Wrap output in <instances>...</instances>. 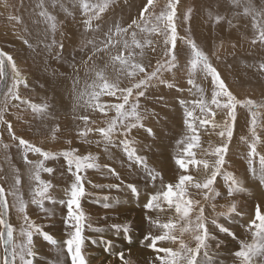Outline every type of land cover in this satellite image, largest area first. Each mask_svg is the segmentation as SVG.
I'll return each instance as SVG.
<instances>
[{
    "label": "rangeland",
    "instance_id": "rangeland-1",
    "mask_svg": "<svg viewBox=\"0 0 264 264\" xmlns=\"http://www.w3.org/2000/svg\"><path fill=\"white\" fill-rule=\"evenodd\" d=\"M40 2L41 0H0V49L13 57L21 74L26 78L28 87L25 88L20 85L18 89L21 97L35 104L47 102L51 107L48 110V117L33 114L31 109L24 105H21L19 109L9 107L5 119L12 123L13 131L18 137L24 138L44 150L61 151L76 148L77 154L87 155L91 153L96 155L98 163L107 164L119 173L120 179L112 176L104 168L100 170L88 169L82 173L87 177L84 183L90 195L82 198L81 206L90 218L89 222L92 228L107 227L94 240L91 237L93 230L89 229L87 224L85 225L84 252L90 264H98L99 262L101 264V261L103 264H117L118 262L122 264L118 257L104 251L105 245L101 243V239L112 242L113 253L118 252L119 249L120 252L125 251V257L130 258L132 264H159V261L156 260L157 254L146 246L151 241H144L143 238L149 234L159 235L162 230L145 219L146 212L143 204L147 202L150 194L161 188L160 180L158 178L152 182L150 178H146V173L134 164L129 167L130 162L122 150L110 147L106 153L103 143H96L101 140L98 133L91 132L86 138L79 137L78 132L81 128L105 126L104 120L114 116L115 112L110 111L108 117H105L102 113L94 111L84 103V100L88 98L87 96L77 103L74 99L73 81L69 78L74 75L73 70L69 67V63L74 60L77 67L80 68L79 83L76 85L77 92H90L91 89L88 88V85L92 83L95 76L93 73L85 74V70L80 66V60L82 57L87 58L91 45L81 52L82 43L86 39L92 38L103 40L105 38L104 33L116 22H120L122 26L126 27L133 18H138L139 10L147 0H114V3L102 14L101 19L93 22V28L97 24L100 25L98 31L85 29L83 24L85 16L79 7L78 0H63L72 15H67L58 4L53 7L52 0H43L47 11L56 17L55 39L65 45L61 60L55 59V51L45 50V37L47 36V42L50 43L52 35L46 33L48 25L44 22V18L39 16L41 9L37 5ZM74 2L75 7L73 6ZM90 2L95 3L97 0H90ZM166 2L167 0H156L155 12L159 13ZM210 3L213 4L211 11L214 15L218 8L220 14H225L227 18L233 19V23L238 25L239 31L231 29V37H228L229 28L226 21L214 25L213 19H210L208 15ZM253 3L257 8L264 6V0H253ZM188 7L193 9V14L191 20L186 24L183 21V13ZM9 16L19 17L20 22L10 20ZM175 22L178 37L192 36L198 46L209 55L213 65L222 74V78L229 86V90L237 98H251L258 103L264 102V73L258 70L259 62L264 61V46H261L259 42L256 45H252L250 42L257 34V30L252 27L253 19L251 16L243 15V9L232 6L229 0H221L219 5H216V0H180ZM256 23L258 26L264 25V18L258 17ZM186 28L190 31L186 32ZM136 31L137 38L142 40L145 34L140 33L139 30ZM221 36L226 38L224 47L218 53L220 59L217 60L212 55L215 50L213 45L221 43ZM126 38L131 39L130 36ZM150 38L153 41L159 40V44L156 52H152L151 48L145 49L146 54L151 57V66L147 68L148 71L155 67L157 59L164 58L163 37L152 35ZM25 39L30 42L31 48L23 43ZM233 42H237L235 54L226 55L225 52H233L231 48ZM113 51L115 52V50ZM176 51H178V69H173L172 72H163L161 77L172 83L174 87L169 89L156 81L154 82L155 87L149 90L147 98H141L140 101L142 114L145 116L143 123L146 127H151L155 135L149 137L143 129H134L131 134L136 140L134 146L138 149V154L147 158L150 167L161 172L164 183L173 184L181 174L193 175L194 178L199 179L198 172H201L202 169V166L201 169L189 166L188 172L184 173L174 162V158L183 155L184 145L178 144L177 141L183 139L187 132L183 123L184 108L179 101H186V106L191 108V102L199 99V93L187 83V61L190 58V50L186 45H182L178 39ZM144 62L147 63L146 60ZM102 63V61H97V64ZM51 69H58L65 75L53 76ZM10 79L9 76V82ZM194 79L197 84L205 89V99L210 101V77L205 80L202 74L196 73ZM121 83L122 86H130L126 77L121 79ZM177 88L183 89V91H177ZM189 88H192L191 92L188 91ZM4 90L6 89H2V91ZM160 97L163 99H159ZM100 102L108 104L118 101L114 97H101ZM13 103L18 104L19 102L13 101ZM144 109H147V112ZM194 114L198 116L199 109H196ZM74 116H87L88 124L85 125L81 119L74 120ZM217 120L219 121L220 117ZM250 120L249 110L237 106V120L234 125L233 139L229 145L230 151L226 157L228 164L225 166V170L231 172L241 181L247 191L236 193L232 198L227 197L222 176L217 178V183L214 185L217 190L224 193V196L217 198L214 203L219 206L234 201L238 211L244 213L243 217L235 218L232 224L223 218L220 219L221 223L230 227L237 239L219 233L209 223L210 232L217 237V240L209 241L212 251L218 253L216 264H220V261H224L225 264H234L235 258L232 253L239 249V242L242 240L251 241V233L246 230V227L240 225L246 226L254 218L257 204L261 206V210L264 212V187L261 186L258 175L259 155L252 158V167L256 169L254 175L253 172L249 171L247 143L240 139L241 136L247 137L249 135ZM257 120L260 125H264V109L259 110ZM57 125L61 130L55 133V139H53L52 129ZM216 131L219 130L213 131L210 127L199 129L201 148L194 149L197 159H213L204 156L202 149L208 147L209 142L213 145H218L221 142L222 138L216 135ZM257 131L264 139V127H258ZM86 140L89 142H85ZM4 145H8V147L5 148ZM257 151L264 155V145H258ZM28 158L30 160L40 159L38 154L31 152L28 153ZM46 166L55 169L54 175L51 176L47 173H41L42 179L50 180L54 185L53 188L49 189V194L57 201L66 200L65 189L69 188L72 181L66 163L61 157L59 160L46 162ZM14 168L19 169L21 176L20 194L27 203V215L32 221L41 225L44 231L49 232L61 248L58 251L56 246L50 245L35 235L33 240L37 256L34 264H56L57 261H61V264H71L66 251L62 250L63 241L68 238L63 222V217L67 214L66 205L52 204L45 200V208L51 209L52 212V215H49L31 203L35 182L29 180V166L23 161V149L19 146L18 140H12L7 132V125L0 124V177H6V179L0 180V184L6 189V192L11 190L14 185ZM129 183L136 185L139 190L138 196H133L131 191L127 189L126 185ZM93 185H100V187H93ZM109 185H120V187L111 188L108 187ZM259 190L262 194L258 192ZM189 191L190 193L196 192L195 189H189ZM105 196L109 197V202L112 203V207L108 209L102 206V198ZM194 198L199 199L201 197L195 196ZM7 199L11 205L13 198L7 196ZM98 199H100V203H97ZM164 207L167 208L166 205ZM210 213L211 209L206 208V215ZM147 215L153 219L159 217L160 222L163 223L167 221L169 215H174V210L165 213H158L153 210ZM8 220L17 230L19 229L21 221L17 219V213L11 208ZM113 224L129 225L130 241L125 239L123 231L117 232L113 229ZM218 242H220L219 249L216 248ZM124 244L125 246L122 247ZM157 247H176V245L164 241L158 242ZM2 254L3 249L0 248V256ZM257 260L259 261V258Z\"/></svg>",
    "mask_w": 264,
    "mask_h": 264
},
{
    "label": "snow or ice",
    "instance_id": "snow-or-ice-1",
    "mask_svg": "<svg viewBox=\"0 0 264 264\" xmlns=\"http://www.w3.org/2000/svg\"><path fill=\"white\" fill-rule=\"evenodd\" d=\"M79 7L85 16L83 24L86 30L98 31L100 25L93 28V22L101 19L103 13L114 3V0H97L92 3L90 0H78ZM221 0H216V5H219ZM229 3L243 9V15L251 16L253 19L252 27L257 30V34L251 39V44L256 45L257 42L264 46V25L258 26L257 18H264V6L257 8L253 0H229ZM59 5L67 15H72V12L65 6L63 0H52V6ZM180 0H167L163 9L159 13L155 12L157 7L156 0H147L143 7L139 10L138 18H133L127 26H122L120 22H116L110 26L104 33L103 40L96 38L86 39L80 48L83 52L91 45L87 58H81L80 66L85 70V74L93 73L95 79L88 88L90 92H77L76 85L79 83L78 73L80 68L73 62L69 63V67L73 70L72 76L69 78L73 81L74 99L79 103L85 96L88 98L84 103L94 111L102 113L108 117L110 111H114L115 115L104 120L102 127H84L78 132L79 137L86 138L89 133H98L101 137L100 141L104 145V151L107 153L109 148H118L130 162L129 167L133 164L146 173V178H150L155 182L158 178L161 183V188L150 194L147 202L143 204L146 212L145 219L155 227L161 229L159 235H146L143 240L151 241L146 246L154 251L156 260L159 264H216L217 252H213L210 240H217L209 230V223L214 226L219 233H224L233 239H237L235 233L220 222V219L228 221L229 224L234 223L235 218L243 217L244 213L238 211L236 202H231L227 205H217L214 201L217 198H222L224 193L217 190L214 185L217 183L219 176L223 177L226 186V195L229 198L234 197V194L246 192L243 187L231 172L225 170L228 164L226 159L229 154L230 142L233 139L234 125L237 120V106L248 109L251 120L248 127L249 135L241 136V141L247 143L249 149L247 160L249 171L256 174V169L252 167V158L259 155V172L261 186L264 187V155L257 151L258 145H264V139L258 134L257 128L264 127L257 120L259 110L264 109V102H257L251 98L239 99L222 78V74L213 65L210 57L206 54L192 38L191 35L179 36L177 34V13ZM75 7V2L73 4ZM41 9L39 16L44 18V22L48 25L46 33H51V42H47L45 37L44 47L46 51H55V59L61 60L65 45L62 42H57L55 33L57 31L56 17L50 14L45 8L43 0L37 5ZM209 18L213 19L214 25L221 24L226 21L229 31L228 37H231V29L239 31L238 25L233 23V19L227 18L225 14H220L218 8L215 13L211 11L213 4L208 5ZM193 9L188 7L183 13V21L187 24L192 17ZM238 15V14H237ZM10 20L20 22L19 17L9 16ZM114 28V30H113ZM144 33L143 39L137 38V31ZM189 32L190 29H185ZM62 34V33H61ZM155 35L163 37V59H157L155 67L151 71L147 68L151 66V57L146 54L145 49L151 48L152 52L157 51L159 40L153 41L150 36ZM130 36L131 39L126 37ZM225 36H221V43L214 44L213 56L217 60L220 59V49L224 47ZM182 45H186L190 50V58L187 61V83L195 88L199 93V99L191 102L192 107L186 106L187 102L180 100L179 103L184 108L183 123L187 130L183 139L177 141L178 144H183V155L179 158H174L175 164L182 172L187 173L189 166L196 169H201L198 172L199 179L193 175L181 174L178 180L173 183H164L161 172L153 167H150L145 156L138 154V149L134 146L136 140L131 136L134 129H143L147 136H154L155 133L151 127H146L143 123L145 116L142 114L141 98H147V94L152 87H155L156 81L164 84L169 89L174 85L167 80L162 79L163 72H172L173 69H178V51L177 41ZM215 39V38H214ZM23 43L29 48L32 47L28 40H23ZM232 53L225 52L226 55H234L237 48V42L231 43ZM115 50V52L113 51ZM139 50V51H137ZM147 61L145 63L144 61ZM97 61H102V64H97ZM10 70V71H9ZM48 69L46 68V71ZM111 70V71H109ZM258 70L264 73V61L259 62ZM53 76L65 74L59 72L58 69H51ZM196 73L203 75L207 80L211 79V98L210 101L205 99V89L195 82L194 76ZM10 76V82H9ZM126 77L130 82V86H122L121 79ZM0 85L4 91H0V124L7 125V132L10 134L13 141L18 140L19 146L23 149V161L29 166V180L35 182V187L32 189L31 203L38 206L41 211L52 215L51 209L45 208L44 201L47 200L52 204L60 203L66 205L67 214L63 217V222L67 230V239L63 241V251H66L71 264H90V261L85 255L84 245L86 237L84 235L85 225L93 231H102L98 228H92L90 218L86 215L81 206V200L90 193L85 188L86 176L82 175L88 169L100 170L107 169L108 173L120 179L119 173L115 168L107 164L101 165L98 163L97 156L91 153L87 155L77 154L76 148H69L61 151L44 150L28 140L18 137L13 131L11 122L5 119V114L9 107L19 109L21 105L31 109L33 114L42 117H48L50 105L45 102L43 104L31 103L27 99H23L18 91L19 86L28 87L26 78L21 74L13 57L0 50ZM43 87V85H41ZM192 88L188 91L191 92ZM177 91L183 89L177 88ZM101 97H114L117 103H101ZM159 99H163L160 97ZM18 101L19 103H13ZM75 108V105H74ZM199 109V115H195V110ZM147 112V109H144ZM155 115V114H153ZM220 120H217V117ZM73 119H81L88 124V117L74 116ZM198 121V124H197ZM95 123V121H93ZM210 127L216 131L221 142L218 145H213L209 142L208 147L202 149V154L213 159H197L194 149L201 148V136L199 129ZM61 129L59 125L52 129L53 139L55 133ZM89 142V141H85ZM70 143V142H69ZM5 148L8 145H4ZM38 154L40 159L30 160L28 153ZM67 165V170L72 177V181L68 189H65L66 200L57 201L49 194V189L54 185L50 180L41 178V173H47L50 176L54 175L55 169L46 166L48 161H56L60 158ZM14 185L11 190L6 192L3 186H0V248L3 249V254L0 256V264H34L37 252L34 247L33 237L38 235L50 245L56 246L57 250L61 248L54 237L44 231L43 227L32 221L26 213L27 203L20 194V186L22 183L19 169L14 168ZM6 177H0L4 180ZM91 183V181H89ZM123 183V181H121ZM100 187V185H93ZM111 188H119L120 185H109ZM133 196L139 195V190L135 184L129 183L126 185ZM189 189H195V193H190ZM7 196L13 198L10 205ZM200 196L201 198H194ZM109 197L102 198V206L105 209L112 207L109 202ZM100 203V199L97 200ZM167 206V208L164 207ZM13 209L17 213V219L21 221L19 229L14 227L5 217L8 216L9 210ZM206 208L211 209V213L206 215ZM165 213L174 210V215H169L166 222L161 223L159 217L153 219L147 215L150 211ZM246 230L251 233V241L242 240L239 242V249L232 253L235 261L234 264H264V212L261 206L257 204L254 218L245 226ZM112 228L117 232L123 231L125 239L130 241L129 225L113 224ZM168 241L176 247H157L158 242ZM101 243L105 245L104 251L108 252L122 262V264H132L130 258L125 257V253L112 252V242L110 240L101 239ZM143 243V241H142ZM194 244V246H193ZM220 242L216 248L219 249ZM163 253V255H160ZM259 258V261L257 260ZM56 264H61L57 261ZM103 264V261H101ZM220 264H225L220 261Z\"/></svg>",
    "mask_w": 264,
    "mask_h": 264
},
{
    "label": "crops",
    "instance_id": "crops-1",
    "mask_svg": "<svg viewBox=\"0 0 264 264\" xmlns=\"http://www.w3.org/2000/svg\"><path fill=\"white\" fill-rule=\"evenodd\" d=\"M107 227H98V229H101L102 231L105 230ZM101 231H93L91 234V237L96 240L97 235L100 234Z\"/></svg>",
    "mask_w": 264,
    "mask_h": 264
},
{
    "label": "bare ground",
    "instance_id": "bare-ground-1",
    "mask_svg": "<svg viewBox=\"0 0 264 264\" xmlns=\"http://www.w3.org/2000/svg\"><path fill=\"white\" fill-rule=\"evenodd\" d=\"M2 89H4V88H3V86L1 87L0 91H2ZM217 118H219V116H218ZM201 172H202V169H201ZM0 186H2V185L0 184ZM258 192H259L260 194H262V193L260 192V190H259ZM257 195H258V194H257ZM7 217H8V216H7ZM120 241H121V240H120ZM123 246H125V244H124V245H122V247H123ZM100 252H101V250H100ZM118 252H120V249H119V251H118ZM123 252H125V251H123ZM113 258H114V257H113ZM118 259H119V258H118ZM116 262H117V261H116ZM99 263H100V262H99ZM99 263H98V264H99ZM107 264H108V263H107ZM117 264H121V263H120V262H118Z\"/></svg>",
    "mask_w": 264,
    "mask_h": 264
},
{
    "label": "water",
    "instance_id": "water-1",
    "mask_svg": "<svg viewBox=\"0 0 264 264\" xmlns=\"http://www.w3.org/2000/svg\"><path fill=\"white\" fill-rule=\"evenodd\" d=\"M1 50V49H0ZM0 87H2V85H0ZM6 219H8V217H5Z\"/></svg>",
    "mask_w": 264,
    "mask_h": 264
}]
</instances>
